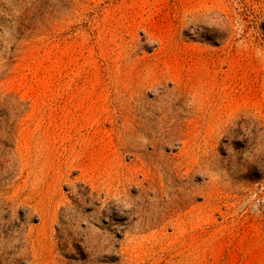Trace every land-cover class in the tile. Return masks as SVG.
Returning a JSON list of instances; mask_svg holds the SVG:
<instances>
[{"label":"rangeland","instance_id":"1","mask_svg":"<svg viewBox=\"0 0 264 264\" xmlns=\"http://www.w3.org/2000/svg\"><path fill=\"white\" fill-rule=\"evenodd\" d=\"M0 264H264V0H0Z\"/></svg>","mask_w":264,"mask_h":264}]
</instances>
